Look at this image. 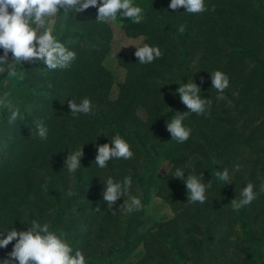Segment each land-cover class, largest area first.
I'll return each mask as SVG.
<instances>
[{
	"label": "rangeland",
	"instance_id": "obj_1",
	"mask_svg": "<svg viewBox=\"0 0 264 264\" xmlns=\"http://www.w3.org/2000/svg\"><path fill=\"white\" fill-rule=\"evenodd\" d=\"M153 3L158 2L134 0V4L143 7L144 11L150 6L153 7ZM160 3H171V0ZM93 8L98 14V9ZM62 11L54 18V35L77 53V58L72 64H80V58L84 56L88 58L90 50L97 45L84 37H73L72 34L79 36L77 31H85L80 30L81 17L73 15L71 11L65 15ZM126 19L118 16L114 23H108L111 37L107 40L108 50L102 59V65L113 75L114 83L111 89L115 96L120 82L125 83L131 77L136 79L138 74H133V71L144 65L139 63L137 57L130 61L126 57L135 55L137 48L132 44L142 46L147 43L144 35L132 34L124 29ZM102 39L106 41V37ZM2 50L0 54L3 55ZM29 64L25 62L24 65H18L15 77L0 73V96L10 93L9 99L13 103H19L28 95L31 105H35L33 99L44 97L42 82L34 80L33 69L27 67ZM45 67L46 65L43 66L44 69ZM58 70L65 71L59 68ZM168 71L177 74L175 70ZM58 78L59 84L53 87L63 83L61 75ZM198 82L203 83L205 80L201 79ZM211 83L210 79L207 84ZM198 86L201 88L200 95L203 98H210L206 97L204 87ZM59 91L58 99H63L66 89L60 87ZM51 100L53 103L58 101L54 97ZM227 100L230 105L228 98ZM211 101L213 105L214 100ZM134 106L129 110L120 108L117 112L124 116L125 120L131 116L141 119L139 131L143 132L144 142L141 143L140 138L130 135L121 136L131 144L133 157L128 160L112 159L104 169L95 164L98 145L111 143L115 135L121 134L117 131L109 133V130H100L96 135L97 142L88 143L83 141L82 137L87 132L94 136L95 129L88 126L80 128L72 126L69 135L76 138L67 146L59 148L54 137L48 136L46 140H41L36 134V126L32 127L22 120L9 125L6 135H13L15 125H20L23 133L31 138L27 153L22 157V165H28L29 161L31 167L15 173V176L19 173L28 174L27 180L18 179L10 184L7 182L4 184L3 194L0 193V196L4 197L0 200V232L12 228L27 230L30 226L28 224L33 220L41 224L48 223L50 230L67 234V239L73 247V254L76 249L82 250L87 264H264V192L259 191L260 186L264 185V135L247 140L250 127L245 125L243 128L244 123L239 121L241 117L238 119L234 111L219 121L220 126L232 128L219 130L215 137L220 145L222 143L226 145V149L217 152L212 150L216 148L212 145L211 148L205 146L203 152L202 139L196 132L202 125L204 116L190 113L183 121L185 126L192 128L190 139L178 143L172 140V135L168 132L166 134L168 141L158 145L159 152L156 153L150 151L149 147H152L154 141L161 142L162 137L158 138L154 129L164 125V120L159 122V118H163V114L168 112L172 103L148 95L139 105ZM107 109H111L110 105ZM54 110L42 109L40 114L54 115ZM93 111L95 115H84L85 118L97 117V111ZM173 112L185 113L188 109H175ZM7 116L6 107L0 106V137L4 133L3 120L7 119ZM98 116L111 117V114L104 111ZM207 116L209 118L207 125L216 127L218 123L211 124L213 119ZM197 120L200 122L198 127H195ZM128 127L129 124H125L126 130ZM208 129L207 135L210 132ZM209 139L213 140L211 135ZM0 142L5 144L2 138ZM82 147L84 155L80 168H84L88 175L84 176L83 187L79 189L75 186L74 174L67 171L65 161L70 151ZM152 155L155 156L150 158ZM195 156L202 159L213 158L211 165H217L218 171L228 169L231 178V183L228 184L233 187L231 196L233 200L241 198L240 192L249 182L255 185L257 198L250 205L234 211L231 202H227L217 192L220 181L215 175L203 177L204 183L212 180V187L206 192V202L203 204L188 202L189 194L184 180L181 182L180 178L173 174L177 168H183L187 178L186 159L191 157L194 161ZM58 161H62L60 171L57 169ZM236 165L240 166L238 172L235 171ZM192 166L193 174L200 175L201 166H197L195 162ZM236 175L239 176V180L233 184L232 179ZM128 176L132 179L130 194L140 196L142 208L130 214L123 213L119 211V206L127 197H120L113 206L112 210L116 211L113 214L103 200L105 182L108 177L119 182ZM69 190L74 195L69 196L67 194ZM15 210L17 216L13 215ZM15 242L10 243L7 248H0V259L8 258Z\"/></svg>",
	"mask_w": 264,
	"mask_h": 264
},
{
	"label": "trees",
	"instance_id": "obj_2",
	"mask_svg": "<svg viewBox=\"0 0 264 264\" xmlns=\"http://www.w3.org/2000/svg\"><path fill=\"white\" fill-rule=\"evenodd\" d=\"M156 1L158 3H153V7L150 6L144 11V20L140 24L126 19L124 29L132 34L144 35L147 44L159 46L163 55L154 62L144 64L141 68L133 71V74H138L136 79L131 77L125 83L120 82L116 96L112 94L113 75L109 69L102 65L103 56L108 50L107 40L111 37L110 25L108 23L99 24L96 21L97 10L93 7L81 13L71 11L73 15L81 17L80 30H85L77 31L79 36L75 34L72 36L84 37L97 46L90 50L88 58L81 57L80 64H72L63 72L58 69L48 70L46 67L44 69L43 63H30L27 66L29 69H33L34 80L42 82V92H45V95L41 99H33L35 105H31L28 95L24 96L19 103H14L19 107L21 115L24 117L22 122L35 127V121L32 118L42 119L48 128V136L55 138V144L59 148L67 146L72 139L76 138L74 135H69L72 126L79 128L88 126L95 129L94 136L88 132L83 135V141L88 143L97 142L96 135L100 130H109V133L117 131L121 133L120 136L130 135L140 138L139 142L143 143V132L139 131L141 119L131 116L125 120L124 116H121L117 111L120 108L126 110L134 108V105H139L148 95H154L156 98L172 103V107L168 112H165L166 114H163V118H159V122L164 120V125L159 129H154L157 137H162L160 138L162 141H154L152 147L149 148L150 151L158 153L157 146L168 141L166 134L169 131L165 124L177 115L173 111L187 108L181 102L177 89L180 87V83L192 81L197 85H202L206 97L214 100L209 117L213 119L211 124L218 123L216 127H209L207 125L208 114L203 115V123L196 132L202 139L203 152L205 146L211 148L212 145L216 147L212 150H217V152L226 149V145L224 143L220 145L215 137L219 130L232 128V126H220L219 121L234 111L238 115V119L241 117L239 121L244 123L243 128L245 125L250 127L247 140L264 135V0H205L208 11L197 14H188L184 12L183 8L172 10L169 8L170 3H160L165 0ZM213 6L215 7L214 11L211 10ZM157 14H159V19ZM174 17L176 18L174 19ZM154 21L156 22L153 23ZM180 25H185L184 33L178 31ZM104 37H106V41L102 39ZM99 53H101L100 56ZM126 57L130 61L136 56ZM131 63L135 62L131 61ZM41 69H43L42 72ZM169 69L175 70L177 74L169 72ZM216 70L226 73L230 79L229 87L223 93L225 99L219 101L216 99L217 90L212 88V83L207 84L211 79V72ZM60 75L64 79L63 83L53 87V85L59 84L58 77ZM201 79L205 82H198ZM49 84L52 86L49 87ZM60 87L66 89L63 99H58ZM53 97L58 101L53 103L51 100ZM85 97L94 102L93 110L97 111V117L89 119L85 118L84 114H79L77 117H73L71 114L68 100L75 99L77 103H80ZM108 105L111 109H107ZM42 109L54 110V115L42 116L40 114ZM104 111L111 114V117L98 116ZM199 122L197 120L195 127H198ZM125 124H129L127 130ZM3 125L4 133L0 137L5 141V144L0 142V193L2 194L6 182L10 184L18 179L27 180L28 174L20 175L19 173L15 176V173L31 167L29 161L28 165H22V157L27 153L31 138L23 133L20 125H15L13 135H6L8 132L6 129L10 125L6 118L3 120ZM207 129L210 131L208 135ZM209 135L213 140L209 139ZM154 156L152 155L150 158ZM186 161L187 163L192 161L197 166H201L203 177L215 176L218 171L217 165H211V162L214 161L213 158L204 157L202 159L195 156L194 161L191 157ZM192 163L191 166L186 167L188 168L186 175L193 174ZM61 166L62 161H58V171ZM70 174H74L75 186L81 189L83 187L82 180L85 175H88V172L84 168H79L75 173ZM238 180L239 176L236 175L232 179L233 184H236ZM240 180H242V176ZM180 181L183 182L182 179ZM26 183L28 184V181ZM232 188L230 184L220 181L217 185V192L227 202H231L233 200L231 198L233 196ZM3 198L0 196V200ZM13 215L17 216V210Z\"/></svg>",
	"mask_w": 264,
	"mask_h": 264
},
{
	"label": "clouds",
	"instance_id": "obj_3",
	"mask_svg": "<svg viewBox=\"0 0 264 264\" xmlns=\"http://www.w3.org/2000/svg\"><path fill=\"white\" fill-rule=\"evenodd\" d=\"M90 7H96L98 14L96 21L99 23H114L119 18L131 19L135 24L144 20V9L134 4V0H0V73H7L9 77L17 75V67L25 62L38 64L43 62L48 70L67 69L77 58V53L70 50L54 35V18L61 10L67 15L70 11L81 13ZM169 8L172 10L185 9L188 14H197L208 11L205 0H171ZM215 10V7L211 9ZM180 33H184L185 25L178 27ZM135 45L137 50L135 56L139 63L148 64L161 58L163 53L159 46H152L147 43L142 46ZM11 54V56L9 55ZM212 88L217 90L216 99L223 100L224 91L229 87V76L216 70L211 72ZM52 85L49 84V87ZM181 102L187 107L188 112L173 116L167 122V130L172 135V140L184 143L191 137L192 128L184 125L183 121L190 113L196 115H210L212 101L210 98H203L201 88L192 81L180 83L177 89ZM10 93L0 96V106L7 109L8 124H15L23 120L19 107L11 99ZM69 108L73 117L79 114L95 115L94 105L90 98H83L80 103L75 99L68 100ZM36 134L41 140H46L48 128L44 121L36 120ZM84 155L83 147L70 151L65 161V167L69 173H75L81 167V158ZM133 151L131 144L119 134L111 139V143L98 145L95 164L104 169L112 159H131ZM189 161L185 166H191ZM240 166H235L239 171ZM173 176L184 180L188 190L190 203L203 204L207 200L206 192L212 187V180L204 183L203 173L188 174L185 179L183 168H177ZM216 179L226 184L231 183L227 168L216 172ZM106 187L103 192V200L107 203L108 209L112 210L120 197H127L119 206V211L130 214L142 208V201L139 195H131V176L125 177L122 181H115L112 177L106 180ZM255 185L247 183L240 192V199L231 201L234 211L250 205L258 196L254 191ZM139 191V190H138ZM260 192H264V185L260 186ZM69 196L74 193L69 190ZM99 211V208L96 209ZM115 214L116 211L112 210ZM27 230L12 228L0 232V248L16 241L13 250L8 258L0 259V264H87L85 254L82 250L76 249L73 254V247L67 239V234L62 231L50 230L48 223L41 224L38 221H31Z\"/></svg>",
	"mask_w": 264,
	"mask_h": 264
}]
</instances>
